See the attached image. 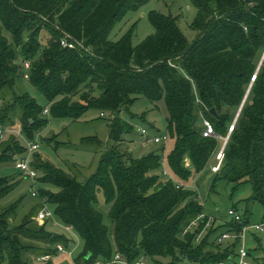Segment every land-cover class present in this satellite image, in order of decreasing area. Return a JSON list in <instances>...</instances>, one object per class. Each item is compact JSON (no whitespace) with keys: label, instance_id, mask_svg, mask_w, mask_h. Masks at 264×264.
<instances>
[{"label":"trees","instance_id":"trees-1","mask_svg":"<svg viewBox=\"0 0 264 264\" xmlns=\"http://www.w3.org/2000/svg\"><path fill=\"white\" fill-rule=\"evenodd\" d=\"M189 1L196 9L191 29L197 35L191 42L175 17L150 10L147 16L155 32L132 45L131 29L136 23L115 41L109 38L110 31L146 0H0V91L13 88L27 71L26 79L46 99L48 114L72 122L90 107L99 110V117L120 106L127 108L137 95L162 101L167 108L166 138H172L174 145L166 159L180 184L169 177L162 180L158 174L162 149L141 157L118 150L121 138L133 127L119 116L109 120L110 143L100 152L96 171L83 181L42 160L37 151L29 153V165L41 172L34 179L38 199L47 202L52 216L68 224L82 241L72 264H114L110 260L115 252L129 262L149 259L152 264L234 259L237 239L224 248L217 240L251 222L248 207L241 223L212 224L196 241L204 219L197 231L181 236L182 228L204 212L194 190L184 185L192 174L183 165L184 157L194 171L203 168L226 135L217 179L235 183L233 190L249 182L252 194L246 199L264 204V0ZM39 14L57 26L49 30L50 37L40 48L35 28L40 25ZM26 31L29 38L23 41ZM65 36L71 48L61 44ZM25 60L26 70L20 63ZM92 84L96 94L82 91L72 100L81 86ZM21 94L19 103L2 106L0 122L12 125L18 116L25 138L34 141L47 119L34 98ZM202 120L211 122L214 134L202 135ZM89 142L102 145L96 136L80 138L82 144ZM14 153L24 158L27 147L12 139L0 145V164L12 160ZM98 193L109 205L111 231L97 209ZM5 194L0 188V197ZM18 201L0 213V264H26L22 254L30 249L49 256L39 261L44 264L61 254L57 245L74 252L63 234L45 225L29 227L28 215L9 230L7 217L14 216ZM32 240L42 247L24 245ZM249 240L259 241L258 233L250 232ZM256 249L247 247L248 258L252 264H264L263 250L255 255ZM155 257L169 259L162 263Z\"/></svg>","mask_w":264,"mask_h":264},{"label":"rangeland","instance_id":"rangeland-1","mask_svg":"<svg viewBox=\"0 0 264 264\" xmlns=\"http://www.w3.org/2000/svg\"><path fill=\"white\" fill-rule=\"evenodd\" d=\"M150 10H155L161 14H169L175 17L177 19V27L182 31L188 42H191L197 35V31L191 29L192 22L196 16V9L189 0H146V3L139 9L127 12L123 16V19L116 22L110 31L109 38L115 41L125 34L126 31L131 28L133 23H136L134 28L131 29V44L136 45L141 42L147 37V35L155 32L147 16V12ZM37 17L40 19V25L38 24V27L35 26V28L37 29L38 44L40 48V46L45 43L46 39L50 37L49 30L53 28L55 29L57 26L55 23L45 20L40 14L37 15ZM4 35L8 36L9 38V35L6 33H4ZM28 38L29 35L26 31L22 39L25 41ZM263 54L264 53L262 52V55ZM259 60L260 59L257 61ZM25 62L29 64L27 60L24 62L20 61L23 66ZM260 62L258 66L260 65ZM27 68H29V66L26 67V69ZM26 74H28L27 71L22 75L23 79H16L17 81L13 88H3L0 91V109L2 106L9 107L12 103L18 102L19 99H17V95H20L22 92H27L32 98L36 100L37 104L41 108L43 107L41 116L47 119V124L41 130L36 132L34 138L31 139L38 144L39 147L35 151L38 152L42 160L49 161L57 168H61L70 175L75 176L76 180L83 181L86 177H89L91 173L96 171L95 169L97 168L98 162L101 158L100 152L104 147L106 148L107 143H110L107 139L110 128L109 120L119 116L133 127L131 133L125 134L121 138L122 141L118 144V150H120L121 153L130 152L134 157H141L150 151H158L162 149L163 160L160 164L158 174L162 176V180H166V178L169 177L175 182L178 181L175 180L177 177L172 175L171 168H169L166 159L169 150L174 145L173 139L168 137L164 143H155L152 141V139L148 140L149 138H147L148 135L150 137L153 135L168 136L166 122L168 112L162 101L152 102L150 100L148 101L144 96L137 95L127 108L120 106L119 109L112 112V114L106 111L102 117H99L98 109L90 107L86 113H84L78 119L73 120V122L69 119H55L52 118L50 114H48V105L44 95H41L34 88V86L30 84V82L26 79ZM87 90L93 94H96V85L92 84L91 87H86L84 85L81 86L79 91L72 96V100H77L80 96L79 93ZM31 97L28 98L32 99ZM13 106L15 105L13 104ZM16 107L17 106L13 107L14 110H16ZM44 108H46L47 112H45ZM17 111V114L19 115V109ZM1 116L2 114H0V117ZM17 118L18 116H16L14 119L12 125H7L6 123L0 122V127H3L5 130L2 142L6 144L10 139H12L19 145L28 147L27 144L29 139L25 138V135L22 131V126L19 122L20 120ZM142 129L146 130V135L141 133ZM88 136H96L102 141V145L97 142H89L86 144L80 143L81 137ZM220 139L223 142L224 138ZM221 145L222 144H220V146ZM134 147L135 151H130V149ZM31 153L32 152H30V154ZM215 153L210 157L203 168H200L197 171L193 170L190 159L187 156L184 157V167L192 171L191 176H189V180L186 181L184 185L194 190L196 198H198L203 206V213L214 217L215 221L213 219V221L210 223L211 225L224 223L231 220V217L227 212L229 208H232L235 212L241 215L245 213V207H248V210H250L252 213L250 218L251 222L249 224L259 222V220L264 217V204L259 200L251 202L250 199H246L252 194V186L249 182L242 183L241 185H238L235 190H233L235 183L222 182L217 179V174L220 170L219 168H221V165L219 168L215 166ZM16 157L22 158L20 154L14 153L12 160L0 164V180H3V183H0V188L3 189L4 192L6 191V194L0 197V213L5 209L8 210L10 207L14 206L15 202L19 200L17 202V208L15 209L14 216L7 217L6 222L9 230L19 225L24 217L28 215L27 218L30 220L29 227L32 226L34 228H38L45 225V228L49 231L59 235L63 234L70 240L68 244L71 243V248L69 249H73L74 252L71 255H69L67 252H61V254L52 256L50 263L72 264V260H74L78 252L82 249V241L80 237L68 226V224H63V222H59L57 220L55 215L54 217L52 216V210L48 206L47 202L46 204L43 202V200L38 199L36 190L37 185L34 184V179L37 180L36 178L41 176V172L34 169L37 172L34 179L27 177L23 172H20L15 168L14 160ZM213 166H215L216 169L218 168V170L213 169ZM177 183H179V181ZM33 190L36 192L35 196H32L31 194ZM151 190L148 193H151ZM97 200V209L103 216L104 224L107 225L111 231L112 229L110 227H112V223L107 215L109 211V205L106 204L105 200H103L101 193L97 194ZM44 204L51 211V216L50 218L48 217L43 221H38L36 214L40 208L44 206ZM207 229L208 227L206 229H200L201 236L206 233ZM250 232L254 231L252 229L247 230L245 240L246 246L257 248L254 250L255 255L259 253V250H263L264 252L263 233L259 232V241L257 240L254 244H252L250 240L248 241V235ZM235 239L236 238H232L226 243L219 242L218 240L217 242L223 244L221 247L224 248L225 246L229 245V242H232ZM24 243V245L29 247H42L33 240ZM36 253L30 249V251L22 254V261L26 264H44L39 262L42 261L39 260L41 256ZM260 256L258 258H260ZM155 258L162 263H167L169 259L160 257ZM141 260L144 262V264H152L151 260L149 259Z\"/></svg>","mask_w":264,"mask_h":264},{"label":"built area","instance_id":"built-area-1","mask_svg":"<svg viewBox=\"0 0 264 264\" xmlns=\"http://www.w3.org/2000/svg\"><path fill=\"white\" fill-rule=\"evenodd\" d=\"M67 39H64L61 41V44L64 46H68L71 48V46L73 45L72 42H70V40L68 39V36H65ZM25 69L26 67H28V63L25 62L24 63ZM27 76V75H26ZM25 76V77H26ZM45 112H47L46 108H44ZM203 121V132L202 135L203 136H211L212 134H214V129L212 127L211 122L206 121V120H202ZM233 128V124L230 125L228 132H230ZM141 133L146 135V130L142 129ZM5 134V130L3 127H0V141L3 139V136ZM147 138H149L147 136ZM152 139V141L156 142V143H164L166 138L165 136H152L150 137L148 140ZM228 140V136L226 135V137L224 138L221 147L216 151V167L219 168L223 157H224V146L226 144V141ZM27 154L26 157H22V158H15L14 160V166L16 169H18L20 172H23L27 177H30L32 179H34V177L36 176L37 172L29 165V153L32 152L33 150H36L38 148V144L34 141H28L27 144ZM213 166V169H216V167ZM218 168L216 170H218ZM32 196H35L36 192L33 190L31 192ZM228 215L231 217L232 222L235 223H241L242 222V216L235 212L232 208L228 209ZM51 216V211L46 207V205L44 204V206H42L40 208V210L37 212L36 217L38 221H43L46 218H50ZM205 219V221L202 224V229H206L207 227H209L211 224V222L213 221L214 217L208 216L205 213H200L197 215V217L193 220H191L186 226H184L182 229V233L181 235L183 236L184 234H186L187 232H193L194 230L198 229L199 224ZM215 221V219H214ZM204 226V228H203ZM248 229H252L254 232H261L264 235V220L259 221V222H255L253 224H243L242 228L237 232V233H233L231 231L225 232L223 233L219 238L218 241L219 242H228L230 239L232 238H236L237 239V248L235 250V257L234 259H230L229 261H218L214 264H251V260L248 258L247 256V246H246V232ZM201 236V232H198V236L196 238V241H198V238ZM58 249V252H67L69 255H71L73 252L72 251H66L64 249V247L57 245L56 246ZM49 256H41L39 260H46L48 259ZM110 263H114V264H144V262L140 259H138L135 262H129L126 261L123 257V255H121L118 252H115L110 260ZM96 264H100V263H96Z\"/></svg>","mask_w":264,"mask_h":264},{"label":"water","instance_id":"water-1","mask_svg":"<svg viewBox=\"0 0 264 264\" xmlns=\"http://www.w3.org/2000/svg\"><path fill=\"white\" fill-rule=\"evenodd\" d=\"M210 112H211L212 114H215V110H214V108H211V109H210Z\"/></svg>","mask_w":264,"mask_h":264},{"label":"crops","instance_id":"crops-1","mask_svg":"<svg viewBox=\"0 0 264 264\" xmlns=\"http://www.w3.org/2000/svg\"><path fill=\"white\" fill-rule=\"evenodd\" d=\"M149 136V135H148ZM153 136H155V135H153ZM149 138H150V136H149ZM130 151H135V147L134 148H132V149H130Z\"/></svg>","mask_w":264,"mask_h":264}]
</instances>
